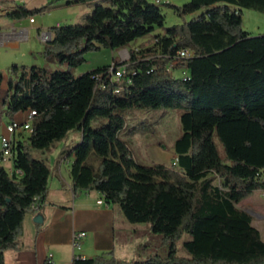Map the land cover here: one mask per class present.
I'll return each mask as SVG.
<instances>
[{
  "label": "trees",
  "instance_id": "obj_1",
  "mask_svg": "<svg viewBox=\"0 0 264 264\" xmlns=\"http://www.w3.org/2000/svg\"><path fill=\"white\" fill-rule=\"evenodd\" d=\"M94 3L85 24L49 29L45 58L70 70L10 68L7 115H36L31 135L14 146L12 171L0 162V264H6L7 250L19 249L32 205L40 208L47 199L52 171L34 152L50 149L74 129L82 138L71 152L73 190L99 191L129 222L149 224L169 252L132 261L77 256L72 264H264L262 235L238 207L264 191V35L244 30L242 16L244 8L264 13V0H191L184 6L65 0L66 6ZM164 5L181 18L205 11L167 27L153 45L131 50L123 63L73 73L87 52L123 49L163 28ZM44 7L21 5L6 16L21 21ZM183 49L193 55L179 57ZM119 66L126 67L124 77L113 78L112 68ZM184 70L187 76H176ZM2 82L0 72V97ZM152 108L185 110L174 145L176 167L139 163L122 138L125 112ZM92 153L100 157L97 168L86 163ZM184 237L188 256L179 255Z\"/></svg>",
  "mask_w": 264,
  "mask_h": 264
},
{
  "label": "crops",
  "instance_id": "obj_2",
  "mask_svg": "<svg viewBox=\"0 0 264 264\" xmlns=\"http://www.w3.org/2000/svg\"><path fill=\"white\" fill-rule=\"evenodd\" d=\"M35 1L38 0H0L1 46L12 49L20 48V41L27 37L28 28H34L37 21L31 22V18L29 21L28 18L24 21L13 20L6 14L21 5L32 10L49 4L48 0L45 2L42 0L39 1L42 4L33 6ZM61 23L58 22L57 26L62 25ZM16 32L21 34L20 38L16 36ZM48 32V29L43 30L41 38L43 39V35ZM10 68L9 66L0 70L3 74L2 89L7 91L9 90ZM181 72L188 75L187 70ZM27 115L28 111L20 112L13 117V120L25 122ZM10 121L12 119L3 122V133L5 125ZM67 149H69L68 142L63 140L58 142L54 153L60 155ZM71 152L72 150H69V158L60 162L57 172L51 174L46 201L40 208L25 215L20 247L5 252L6 264H44L47 259H51L53 264H72L77 256L86 259L99 256L106 259L114 257L117 261L142 260L143 254L138 250L148 246L149 239L139 234V226L129 222L121 208L114 203H108L99 191L78 190L75 192L73 190L70 170L74 158ZM55 165L54 163V167ZM259 192L264 193L260 190L255 193ZM252 198L251 196L245 201H249L250 204H247L258 214L259 219L254 218L247 209L243 210L248 211L253 217L254 227H256L255 220L264 226L263 201L262 199L255 201ZM100 199L104 200L103 204L98 203ZM38 215H42L43 222L35 220ZM146 225L149 227L148 235L151 229L149 224ZM256 228L261 233L259 227ZM80 232H85L86 236L80 239V247L77 248L74 246L73 239L75 234Z\"/></svg>",
  "mask_w": 264,
  "mask_h": 264
},
{
  "label": "rangeland",
  "instance_id": "obj_3",
  "mask_svg": "<svg viewBox=\"0 0 264 264\" xmlns=\"http://www.w3.org/2000/svg\"><path fill=\"white\" fill-rule=\"evenodd\" d=\"M42 0L35 1L33 6L42 4ZM44 2L47 0H43ZM50 5L44 7L40 13H36L32 18L37 21L34 28H28L27 37L20 41L19 49H12L9 47L0 45V70H4L6 67H12L14 64L19 66H40L51 70H63L68 71L70 68L64 64H60L57 61L50 62L44 56V50L47 40H43L41 35L43 30L50 29L57 26L58 22H62V25H83L86 22L87 14L94 9L97 3L91 5H77L66 6L65 0H48ZM156 4L162 5L163 3H170L176 6H184L191 0H153ZM201 10L193 15H188L185 18L179 17L172 8L163 6V14L165 15V26L163 28H156L154 32L145 38H141L128 47L123 49L111 50L108 48H102L99 51H90L85 54L86 62L79 67L73 69V73L76 76L88 72L92 69L102 67L105 65H113L114 60H118L120 63L127 61L130 58L131 50H140L147 46L153 45L158 35H163L164 30L167 27L182 24L184 21L191 20L194 16L204 12ZM243 16V28L248 31L252 36L264 35V13L253 9L244 8L242 12ZM30 18H28L29 21ZM25 20V19H24ZM22 20V21H24ZM29 23V22H28ZM19 32V30H17ZM16 32V36L21 34ZM20 38V37H19ZM52 38V37H51ZM50 38V39H51ZM125 66H121L124 69ZM176 76H185L182 72H175ZM124 79V78H123ZM123 79L117 80L121 82ZM8 91L1 90L0 97V136L3 134L2 124L9 121L11 116L7 115V108L4 105V100L8 97ZM185 110L183 108H152V109H129L125 112L127 125L122 132V138L130 146L135 159L143 165H152L155 163H162L169 167H176L177 155L175 153V141L182 134V122L181 116ZM66 142H68L67 151L63 154L56 155L54 152L58 142L50 149L37 150L34 152V159L45 161L54 174L57 172L59 164L68 157L69 150H72L81 142V133L79 130H72L67 135ZM217 144L222 156L225 155L224 147L217 139ZM1 149V146H0ZM55 160V161H54ZM100 162V157L95 153H92L87 159V164L97 168ZM54 163L56 164L54 167ZM8 167V164H6ZM219 184L217 180L215 182ZM256 192V191H255ZM253 200H261L264 204V193H255L252 196ZM249 201H243L239 204V208L247 209L254 218L259 219V216L249 206ZM262 220V219H260ZM259 222H262L260 221ZM146 224H137L138 232L143 237H147L148 246L139 249L138 252L143 254L142 260L146 259L149 255L159 253L162 256H166L169 252L168 248L162 246V236L153 233L147 235L149 227ZM254 225L259 227L264 239V226L258 221H254ZM184 237L179 243V255L188 256L183 248ZM148 247V249H146Z\"/></svg>",
  "mask_w": 264,
  "mask_h": 264
},
{
  "label": "built area",
  "instance_id": "obj_4",
  "mask_svg": "<svg viewBox=\"0 0 264 264\" xmlns=\"http://www.w3.org/2000/svg\"><path fill=\"white\" fill-rule=\"evenodd\" d=\"M34 19L31 18V22H33ZM44 40H48L49 36L47 34L43 35ZM193 53H189L187 50L183 49L179 51L178 56L181 58L190 57ZM172 68V65H171ZM113 72V78L114 77H124V74L126 72V67L124 69H121V66L117 68H112ZM186 76V75H185ZM36 115L35 111H29L27 118L25 122H18V121H10L5 125V131L0 136V162L3 166H5L8 170L12 171V161L14 157V146L17 141L24 140L27 138V136L31 135L33 131V119ZM8 164V167L6 166ZM175 165L177 166V162H175ZM11 167V168H10ZM99 204L101 203V199L98 201ZM32 208L34 210L38 209L37 203L36 205H32ZM86 236L85 232H80L75 234L74 236V246L79 248L80 247V239L82 237Z\"/></svg>",
  "mask_w": 264,
  "mask_h": 264
},
{
  "label": "water",
  "instance_id": "obj_5",
  "mask_svg": "<svg viewBox=\"0 0 264 264\" xmlns=\"http://www.w3.org/2000/svg\"><path fill=\"white\" fill-rule=\"evenodd\" d=\"M47 35L49 36V39L48 40H51L50 38L52 37V33L51 32H48L47 33ZM47 40V41H48ZM246 211V210H245ZM246 212H248V211H246ZM249 213V212H248ZM250 214V213H249ZM37 222H43V217H42V215H38L37 217H36V219H35Z\"/></svg>",
  "mask_w": 264,
  "mask_h": 264
},
{
  "label": "bare ground",
  "instance_id": "obj_6",
  "mask_svg": "<svg viewBox=\"0 0 264 264\" xmlns=\"http://www.w3.org/2000/svg\"><path fill=\"white\" fill-rule=\"evenodd\" d=\"M156 1V0H155ZM189 53H193L192 50H187ZM115 78H121V77H115ZM104 199V198H103ZM101 199V203H104V200ZM36 200H38V198H36ZM33 205H36V203H34Z\"/></svg>",
  "mask_w": 264,
  "mask_h": 264
}]
</instances>
